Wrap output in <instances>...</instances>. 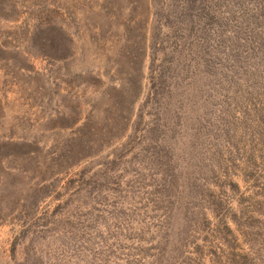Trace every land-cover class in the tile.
Returning <instances> with one entry per match:
<instances>
[{
	"label": "rangeland",
	"instance_id": "1",
	"mask_svg": "<svg viewBox=\"0 0 264 264\" xmlns=\"http://www.w3.org/2000/svg\"><path fill=\"white\" fill-rule=\"evenodd\" d=\"M0 264H264V0H0Z\"/></svg>",
	"mask_w": 264,
	"mask_h": 264
}]
</instances>
